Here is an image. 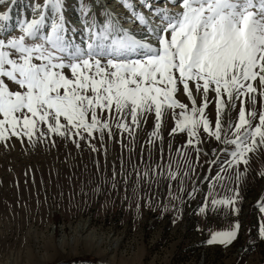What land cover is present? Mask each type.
Wrapping results in <instances>:
<instances>
[{
	"label": "snow or ice",
	"instance_id": "1",
	"mask_svg": "<svg viewBox=\"0 0 264 264\" xmlns=\"http://www.w3.org/2000/svg\"><path fill=\"white\" fill-rule=\"evenodd\" d=\"M78 3L79 29L69 26L65 0L33 2L31 18H18L15 26V0L0 11V144L7 148L15 138L34 147L58 136L80 147L98 133L103 147L105 134L113 137V126L134 138L141 121L154 115L146 142L151 146L158 139L162 145V121L172 111L175 126L169 135H187L177 152L191 146L199 160L205 134L219 146L210 150L216 159L205 161L215 175L204 177L209 195L198 205L200 213L222 206L236 215L250 160L264 156V0H139V6L116 0L128 15L104 8L102 20L86 0ZM210 93L214 120L206 113ZM177 94L185 95L191 107ZM88 147L97 150L91 143ZM160 152L163 159L162 147ZM183 164L184 176L195 174L190 156ZM168 169L169 179L179 176V164L174 170L169 163ZM229 170L236 182L231 195L211 196L225 180L221 173ZM140 175L137 170V182ZM258 175L264 177V167ZM115 177L113 169L112 188ZM107 183L102 178L93 191L102 194ZM196 191L194 182L188 196ZM256 206L264 214V198ZM260 221L257 239L264 241V215ZM240 227L234 220L212 231L206 243L227 247Z\"/></svg>",
	"mask_w": 264,
	"mask_h": 264
},
{
	"label": "rangeland",
	"instance_id": "2",
	"mask_svg": "<svg viewBox=\"0 0 264 264\" xmlns=\"http://www.w3.org/2000/svg\"><path fill=\"white\" fill-rule=\"evenodd\" d=\"M33 2L42 0H15L13 26L18 18H31ZM86 2L92 8L97 5L94 0ZM102 3L103 9L109 8L105 0ZM10 4L12 0L0 4V11L8 10ZM78 8V0H65L66 19L76 29L79 20L69 13H79ZM102 11L98 20L103 19ZM177 99L191 107L185 95L177 94ZM209 101L206 113L214 120L211 93ZM179 111L175 109L177 114ZM174 126L169 111L160 129L162 145L158 139L151 146L146 142L154 128V115L141 121L134 138L113 126V137L105 134L103 147L98 133L91 141H81L80 147L58 136L45 138L34 147L15 138L7 148L0 144V264H264V241L257 239L264 214L256 206L264 198V177L258 175L264 156L250 160L249 171L239 185L236 215L222 206L201 214L198 205L209 195L204 177L215 175L205 161L216 159L210 150L219 146L205 134L199 160L191 146L177 152L187 135L178 132L170 136ZM53 140L55 147L51 146ZM88 143L97 150L92 151ZM185 156L191 157L195 174L184 176ZM169 163L174 170L179 164L176 179L167 175ZM113 169L115 188L111 187ZM146 171L148 177L143 175ZM221 175L225 180L210 194L216 198L231 195L228 190L236 187L234 171ZM104 177L108 183L98 195L93 190ZM194 182L197 191L189 197ZM170 193L180 199L173 200ZM234 220H239L241 227L231 245L206 243L212 231L223 230Z\"/></svg>",
	"mask_w": 264,
	"mask_h": 264
},
{
	"label": "bare ground",
	"instance_id": "3",
	"mask_svg": "<svg viewBox=\"0 0 264 264\" xmlns=\"http://www.w3.org/2000/svg\"><path fill=\"white\" fill-rule=\"evenodd\" d=\"M72 1V3H73V0H71ZM94 1H96V3H97V5L94 7V8H92V11L96 14V16L99 14L98 12H100V11H102L103 10V7H102V5H103V3H102V0H94ZM135 2V4H137V2H139L138 0L137 1H135V0H133V3ZM105 3H106V6L107 7H109V8H111V9H113V10H115V11H120L123 15H128V13L126 12V10H123L122 9V7L120 6V5H118L117 3H116V0H105ZM21 6V5H20ZM98 10V11H97ZM31 12V11H30ZM70 12V11H69ZM68 12V13H69ZM69 14H72L71 15V17L72 18H76V20H78V17H79V15L77 14V12H76V10H72V12L71 13H69ZM13 15V14H12ZM101 18H102V16H101ZM97 19H98V17H97ZM13 20H15L14 19V16H12V20H11V22L13 21ZM76 39H79V33L77 32L76 33Z\"/></svg>",
	"mask_w": 264,
	"mask_h": 264
}]
</instances>
